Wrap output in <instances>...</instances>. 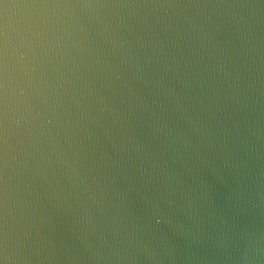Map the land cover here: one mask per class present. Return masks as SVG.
Instances as JSON below:
<instances>
[{"label":"water","instance_id":"water-1","mask_svg":"<svg viewBox=\"0 0 264 264\" xmlns=\"http://www.w3.org/2000/svg\"><path fill=\"white\" fill-rule=\"evenodd\" d=\"M0 264H264V0H0Z\"/></svg>","mask_w":264,"mask_h":264}]
</instances>
